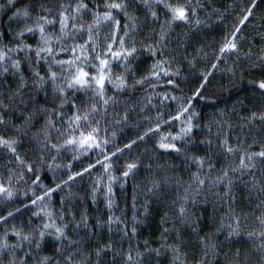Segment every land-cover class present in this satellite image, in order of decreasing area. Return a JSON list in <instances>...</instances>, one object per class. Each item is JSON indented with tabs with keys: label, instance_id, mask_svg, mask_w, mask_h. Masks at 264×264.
Listing matches in <instances>:
<instances>
[{
	"label": "trees",
	"instance_id": "obj_1",
	"mask_svg": "<svg viewBox=\"0 0 264 264\" xmlns=\"http://www.w3.org/2000/svg\"><path fill=\"white\" fill-rule=\"evenodd\" d=\"M78 2L80 0H16L15 7L9 9L7 0H0V48L14 49L17 44H26L32 49L43 47L38 31L25 33L22 40L17 39L16 33L25 24L33 25L37 16L56 21L54 25L46 26L53 54L44 53L43 59L37 62L35 51L9 53L13 60L21 62L18 71L13 70L10 62L0 63V101L10 105L7 112L0 109V115L8 122L0 124V137L19 141L15 155L0 145V184L13 192L11 198L0 193V216L7 217L8 212H13L6 222L0 221V264H41L45 258L50 264H66L69 257L72 264H264V248L261 247L264 239L258 235L264 231L258 220L264 215V159L258 156L251 162L246 159L247 154L264 150V120L259 119L264 114V91L258 88L259 82L264 80V63L259 60L264 55V0H199L201 6L195 17H189L190 23H166L170 21V15L162 5H156L155 0H149V3L151 10L158 14L156 21L144 7L143 0H123L128 4L127 12L135 20L126 19L122 12L113 10L112 15L120 22L119 31L113 22H102L96 51L102 52L113 34L117 37L114 50H119V37L127 30L130 37L125 47L135 46L137 52L127 61L129 71H125L124 60L112 63L113 83L106 82L105 98L111 97L114 102L110 100L106 110L95 97L94 88L70 91L64 106L60 107L63 97L54 92L51 82L43 91H38L34 82L35 72L47 79L51 66V70L61 77L56 83L63 86L64 77L71 75L69 66L61 69L54 59L75 60L81 53L77 48L74 54L73 48L88 40L86 28L94 23L92 13L103 15L107 10L106 3L121 0H83L89 11L78 15L76 25H84V32L80 34L73 29L69 20L65 36L58 19V12L62 11L60 4L74 8ZM186 2L164 0V3L172 4ZM191 3L195 5L197 0H191ZM41 5L51 11H42ZM28 6L31 19H9L16 8ZM249 8L252 9L251 16L241 23ZM161 26L166 39L158 43ZM237 28L239 32H236ZM234 32L238 50L221 56L220 48L233 38ZM148 45L157 50L155 56L146 50ZM159 61L168 63L153 69ZM213 64L217 67L213 68ZM93 65H96L95 60L91 63L80 60L72 65V69L83 67L94 76L97 71ZM4 67L8 68L7 72L3 71ZM177 69L179 76L171 75ZM153 71L160 73L158 78L151 76ZM164 72L169 75L165 76ZM21 75L25 82L23 88L20 87ZM204 75H208L206 87L195 96L200 85L205 83ZM118 76H124L129 87L116 88L114 83ZM146 76L151 78L136 84ZM169 79L173 81L172 85L168 84ZM17 92L20 95H15ZM165 95L168 100H163ZM172 96L192 98L191 111L199 114L193 120L196 127L190 139L171 140L180 134L183 122L187 120V115L176 120L173 117L179 114L181 104L187 106L189 102L188 99L172 101ZM93 104L98 111L90 113L89 122H80V130L87 132L91 127H99L98 139L107 140V145L87 152L72 147L61 148L59 152L45 150L46 144L61 145L69 135L79 137V130L68 132L69 122L77 111L82 115ZM39 107L47 108L48 112H36ZM253 113L256 119H251ZM28 116H32L31 124L27 126L30 131L25 128ZM49 119L54 127L45 128ZM157 124H160L158 131L145 135ZM17 128L25 131L18 132ZM45 131L50 140H45ZM141 136L144 137L142 140L139 139ZM161 137H168L164 142L176 143L181 151L160 149ZM225 138L228 146L236 151L228 153L221 147ZM132 141L136 143L130 149L126 148L125 145ZM207 141H211V145ZM117 149L123 151L111 156ZM17 155L24 164L16 159ZM105 155L111 159L105 161ZM242 156L246 164L254 166L240 171ZM193 157L204 160L202 168L197 167ZM104 163L111 165L108 172ZM129 163L138 164V168L127 179H121ZM27 164L35 165L32 172L26 170ZM90 164L95 167L89 172L68 180L69 176L83 172ZM49 165L53 167L49 168ZM224 171H228L232 181L230 192L228 179L215 183L217 177H223ZM196 173L206 181L199 190L193 182ZM108 175L116 178L112 183L114 203L111 210L107 207L104 190L109 183ZM37 176L40 179L33 184ZM97 180L101 191L93 200ZM64 181L68 183L64 184ZM153 182L158 187L154 188ZM57 184L61 187L50 199L32 205L36 196ZM150 188L152 192H148ZM181 206L187 210L183 217L179 214ZM36 212H40V216L33 215ZM44 212L52 213V217L45 216ZM84 215L88 218L86 225L81 223ZM109 216L119 217L121 223L114 222L109 228ZM234 218L239 219V226ZM45 223H54L57 227L67 225L65 236L58 238L53 227L46 230L41 239L39 232L44 230ZM228 225L239 234L230 236ZM14 232L29 236V240H21ZM249 232L257 235L249 238ZM70 241L75 243L70 244ZM5 243L9 247L4 248Z\"/></svg>",
	"mask_w": 264,
	"mask_h": 264
},
{
	"label": "snow or ice",
	"instance_id": "obj_2",
	"mask_svg": "<svg viewBox=\"0 0 264 264\" xmlns=\"http://www.w3.org/2000/svg\"><path fill=\"white\" fill-rule=\"evenodd\" d=\"M9 9L14 8L15 4H16V0H7ZM155 4L156 5H162L163 8L167 11V13L170 15V21H166V23H171V22H175V21H183L185 23H190L191 21L189 20V17H195L196 16V10L198 7H200V3L199 0H197V3L195 5H193L191 3V0H187L186 3L184 4H172V3H164V0H155ZM143 5L144 7L148 8L150 11V15L153 18V21L158 20V14L156 11L151 10V4L149 3V0H143ZM255 3H253V8L255 7ZM98 7V5H97ZM127 7L128 4L123 2V0H121V2L116 3H106L105 4V8L107 9L103 15H100L99 12H93V18H94V23L93 24H89L87 25V34H88V40L85 41L84 44H79L76 45L73 48V53L75 54L76 49L79 48L80 49V55L76 56L75 60H68V61H60V60H55L54 59V63L59 65L61 69L64 68L65 65L69 66V72H70V78L68 77H64L65 80V84L59 85L56 83V81L58 79H60L61 77L58 76V74L54 71L51 70V66H49V70H48V77L47 79L44 76H41L39 74V72H35V84H36V88L38 91H43L44 90V86L48 83L51 82L54 86V92L59 94V97H63L62 103L60 105V107L64 106V103L67 101V96L68 93L70 91H78L80 89H87V88H94L95 91V97L99 99V101L102 102V104L105 106V110L107 105L109 104L110 100H113V98L108 97L105 98V84L107 83H113V81L111 80V75H110V69H111V65L113 62L115 61H119V60H124L125 61V71H129L130 69L128 68V64L127 61L129 60L130 57H133L136 52L137 49L135 46L129 48L125 47L126 44V40L130 37V33L129 31H125L124 35L122 37H119V50H114V44L116 43L117 37L115 34L112 35L111 38V42L106 43L103 46V51L102 52H97L96 51V47L98 46V29L99 26L101 25L102 22H113L116 25V30L119 31L120 28V22L118 20L115 19V17L112 15V11L116 10L118 12H122L125 16L126 19L129 20H135L134 17L130 16L129 13L127 12ZM42 11H48L50 12V9H44V6L41 5L40 6ZM60 8L62 9V11L58 12V19H59V23H60V30L61 33H63L65 36L67 35L66 29L68 27V21L71 20L72 21V28L75 29L77 32H79L80 34H83L84 30H85V26L84 25H80L79 27H77L76 25V20L78 18L79 14H82L84 12L89 11L88 9V4L84 3L83 0H80V2H78L75 7L73 8L71 5H64V4H60ZM71 10V12L69 11ZM71 13H76L77 15H72ZM252 14V9L249 8L247 10V15H245L243 17V20H241V23H244V21H247L249 19V16H251ZM31 12H30V6L25 7L23 9L20 8H16V10L12 13V16L9 17L10 20H23V21H27L29 19H31ZM56 23L55 20H50L48 19L46 16H37L33 22V25H28L25 24L24 28H22L21 30H19L16 33V37L19 40H22L25 33H35V32H39L40 34V39H41V43L44 45L43 47H38L36 49H32L31 46L29 45H21V44H17V46L13 49V48H8L7 46H5L4 48H0V63L2 62H10L11 67L13 68V70H19L20 69V64L21 62L19 60H13L11 58V56L9 55V53L12 52H22V51H27V52H32L35 51V55L39 59H43L42 54L47 53L49 55L53 54V48L50 46L51 44V38L48 37L46 35V26L49 25H54ZM196 23L199 24L200 21L197 19ZM125 29L128 28V25H124ZM240 29L237 28L236 32H239ZM232 39L227 40V42L220 48V55L223 56V54L225 52H235L238 50V44L236 41V33L234 32L232 34ZM57 40L60 39V37L56 38ZM166 39V33L164 30V27L161 26V34L159 36V40L158 43H162L164 40ZM133 45H135V41H132ZM90 49V51H89ZM147 51H149L153 56H155L157 54V50L153 48L152 45H148L147 46ZM162 54V53H161ZM247 55H251V53H248ZM220 57H217V59H219ZM80 60H84L87 61L89 63H91L92 60L96 61V65H93V67L96 68L97 74L96 75H90L89 72L85 71L83 67H75L74 71L72 69V65L77 64L78 61ZM259 60L261 61V63H264V55L259 57ZM46 62V61H45ZM162 63H168V61H159L156 64H154L152 67L153 69H156L158 67H160V65ZM213 68H216L217 65L213 64L212 65ZM4 72L8 71L7 67L3 68ZM160 73L153 71L151 73V76H155V77H159ZM165 76H168L169 73L168 72H164ZM171 75L174 76H179V69H177V71L175 73H171ZM210 75V74H209ZM151 77H143L140 80L136 81V84H143L146 80L150 79ZM203 80L205 81V83H202L200 85V89H197L196 93L194 94L195 96H199L201 89L206 87V83L208 81V75H204L203 76ZM173 81L171 79L168 80V84L172 85ZM25 85V82L23 80V76L21 75V85L20 87L23 88ZM114 86L118 89H124L126 87H129L126 83L125 77L124 76H118L116 77V81L114 83ZM134 86V85H133ZM258 88L262 91H264V80L260 81L258 84ZM15 95H20L19 92H17ZM169 97L167 95H165L163 97V100H168ZM170 99L172 101H180L183 99H188V105L184 106L183 104L180 105L179 108V114L176 117H173L174 120L176 119H180V116L182 115H187V120L184 123V126L181 127L180 129V134L178 136H173L171 137L172 141H176V140H185V139H190L191 136L190 134L193 132L194 127H196L193 124V120L199 115L198 113L191 111L192 105H191V99L192 98H184V97H175L172 96L170 97ZM114 102V100H113ZM72 107H76L75 104L72 105ZM0 109H3L5 112L10 110V105L8 104H4L2 101H0ZM98 111L97 107L95 104H93L91 106L90 109L86 110L82 115L79 113V111H77V113L71 118L69 124L70 127L68 129V132H76L79 130V137H77L76 135H69L67 136V138L64 140L63 144L61 145H57V144H46L44 146L45 150H56L57 152L60 151L61 148H65V147H72V148H78L83 152H87L89 150H93L96 148H101V145H107L108 141L107 140H100L98 139L99 137V133H100V128L99 127H91L90 130H88L87 132H85L84 130H80V122L83 120L85 122H89V115L90 113H96ZM36 112L39 113H47L48 109L45 107H39L36 109ZM124 119H127V115H125ZM159 119V117H158ZM251 119H256V114L253 113ZM259 119L264 120V114H261ZM32 121V116H28L25 118V128H27L28 125L31 124ZM4 123H8L7 121H5L4 116L0 115V124H4ZM98 123V122H97ZM75 125V127H72V125ZM54 127L53 121L52 120H47L46 124H45V128H51ZM160 128V124H157L155 129L149 128L148 131L145 133V135H148L149 133H155L156 131H158ZM18 132H24L25 129L24 128H17L15 129ZM27 130H31L30 128H27ZM59 131V130H58ZM38 135V134H37ZM44 138L45 140H50L51 137L49 136V134L45 131L43 132ZM61 135H65L64 132H61ZM113 135H115V133H113ZM144 137L141 136L139 137V139H143ZM168 139V137H161V143H159L158 147L160 149L163 150H171V151H175V152H180L181 149L177 147L176 143H167L164 142ZM19 143V141L15 138H11V139H5L4 137H0V145H3L5 147H7L11 153H13L14 155L16 154V145ZM136 143V141H132V143L125 145L126 148H131L134 144ZM207 143L209 145H211V141H207ZM221 147L224 148V150L228 153H233L234 151H236L235 149H233L232 147L228 146V141L227 138L224 139L223 143L221 144ZM103 151V150H102ZM123 149H117L116 152L112 153L111 156H116L117 153L122 152ZM260 157L262 159H264V150L258 152V153H251V154H247L246 155V159L248 161H252L253 157ZM16 159L21 163L24 164V161L17 155ZM53 160L56 159V157L52 158ZM105 161H108L111 159L110 156L105 155L104 157ZM195 163L197 164L198 168H202L203 164H204V160L202 158H196L193 157L192 158ZM97 163H100V161L98 160ZM250 166H254V165H250V164H246L245 163V157L242 156L240 159V166H239V170L243 171L247 168H249ZM35 167L34 164H27L26 165V170L28 172H32L33 168ZM53 167L52 165H49V168ZM70 167V166H69ZM95 166L90 164L88 165L87 168L83 169V172H77L72 176L68 177V180H74L76 177L78 176H83L84 173L89 172L92 168H94ZM104 168L105 171L108 172V170L111 168V165L109 163H104ZM126 170L122 173V177L121 179H127L130 175H132L134 173V171L138 168V164L136 163H129L125 166ZM212 168V165L209 164V169ZM236 169H233V171H235ZM40 177L37 176L36 180L33 181V184L38 183ZM116 178L108 175V181L109 183L104 186V190H105V199L107 201V207L109 208V210H111V208L113 207V187H112V183ZM224 179H228V186H229V192L231 190V183L232 181L228 178V171H224L223 173V177H217L215 183H221ZM193 182L197 185V190H199V188L203 185H205L206 181L204 179H201L199 176V173H196L193 175ZM64 184H67L68 181H64ZM123 185H121L122 187ZM61 187L60 184H57L55 188H49L47 189V191L44 192L43 195L41 196H36L35 199L32 200V205H37L38 202H43L46 199H50L51 194L53 192H55L57 189H59ZM153 187H158V184L156 182H153ZM264 190V189H262ZM101 191V185H100V181L97 180L95 182V186L93 187V200H95V195L97 192ZM153 189L150 188L148 189V192H152ZM0 193H4L8 198H11L13 195V192L8 189L3 187L2 184H0ZM227 194V193H226ZM33 195H35V193H33ZM135 199V198H134ZM185 201L187 200V197L183 198ZM195 201H193L194 203ZM16 211H19V209H17ZM41 211H43V209H41ZM186 208L181 206L179 209V214L181 217L186 215ZM145 212H147V207H145ZM40 212H36L33 215L35 216H40ZM45 216H48L49 218L52 217V213L50 212H44ZM13 216V212H8L7 217H11ZM7 217L5 216H0V221H5L7 220ZM61 219H63V217H61ZM135 216L133 217V220L135 221ZM235 222L237 224V226H239V219L238 218H234ZM259 220V225L262 229H264V215H262L261 217L258 218ZM121 223L120 218L116 217L115 219H113L112 216H109L108 218V225L109 228L111 227L112 223ZM81 223H84L85 225L88 223V218L86 215L82 216V220ZM99 224V221H98ZM55 228V232L58 234V238L59 237H64L65 236V228L67 227V225H65L64 227H57L55 226L54 223H45L43 225V229L42 231L39 232V236L42 239L45 234H46V230L50 229V228ZM230 231H229V235L231 236L232 234H239V232L237 231V229H233L231 225H228ZM136 229L133 228L132 232L133 234H135ZM165 231H167V229H165ZM14 234L19 237L21 240H29V236L24 235L22 236L20 232H14ZM257 234L254 232H249L248 236L249 238H253L254 236H256ZM259 237L261 239H264V231H261L259 234ZM71 243H75L74 241H70ZM4 248L9 247L6 243L3 245ZM37 247H39V244H37ZM262 248H264V245H261ZM175 251V249H174ZM100 252H97V255H99ZM238 254V253H237ZM137 255H139V253H137ZM128 260L129 262H131L132 257L129 254L128 256ZM41 264H50V261L48 260V258H45ZM66 264H72V260L71 257L68 258ZM90 264V262H89Z\"/></svg>",
	"mask_w": 264,
	"mask_h": 264
}]
</instances>
